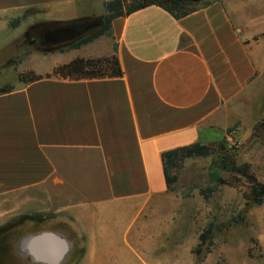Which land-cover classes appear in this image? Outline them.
I'll list each match as a JSON object with an SVG mask.
<instances>
[{
    "label": "crops",
    "instance_id": "obj_1",
    "mask_svg": "<svg viewBox=\"0 0 264 264\" xmlns=\"http://www.w3.org/2000/svg\"><path fill=\"white\" fill-rule=\"evenodd\" d=\"M108 1L0 0V87H12L0 91V201L44 197L36 232L0 241L2 264L118 263L111 252L124 229L136 255L172 262L163 236L181 204L163 153L208 145L261 99L264 0H214L179 20L152 6L79 49L29 41L43 24L104 16L95 8ZM47 10L74 16L43 18ZM115 45L120 78H47L77 58L111 57ZM27 73L42 79L21 82ZM19 214L0 207V226Z\"/></svg>",
    "mask_w": 264,
    "mask_h": 264
},
{
    "label": "rangeland",
    "instance_id": "obj_2",
    "mask_svg": "<svg viewBox=\"0 0 264 264\" xmlns=\"http://www.w3.org/2000/svg\"><path fill=\"white\" fill-rule=\"evenodd\" d=\"M95 10L105 11L99 8ZM41 16L66 20L71 19L74 12L47 10ZM67 47L70 45L59 48ZM9 88L12 87H0V91ZM262 91L261 99L253 104L252 117H243L246 110L241 105L243 113L236 117V122L213 136L208 145L220 149L221 144L225 143L236 148L237 163L249 165L252 173L264 183V129L260 132L254 130L258 122L264 124V88ZM223 153L219 150L218 154L209 158L188 159L179 171L176 189L171 192L178 196L181 204L174 216L175 230L163 236V240L171 245L172 262L154 263L148 254L136 255L125 240L126 235L130 237L133 231L124 229L119 231L118 244L109 246V249L112 247L111 255L118 260L117 264H264V204L246 207L244 194L248 191V183L237 175L217 168ZM211 169L219 173L226 181L225 185L210 183ZM210 189L215 191L211 192ZM203 191L208 198L202 195ZM43 199L41 192L30 191L1 200V208L15 207L21 214L0 226V241L35 233L36 223L43 218L36 213ZM211 224L214 225L213 235L207 243L201 244L199 238ZM209 248L211 253H207ZM193 250H197V253L194 254ZM2 263L3 258L0 257Z\"/></svg>",
    "mask_w": 264,
    "mask_h": 264
},
{
    "label": "trees",
    "instance_id": "obj_3",
    "mask_svg": "<svg viewBox=\"0 0 264 264\" xmlns=\"http://www.w3.org/2000/svg\"><path fill=\"white\" fill-rule=\"evenodd\" d=\"M213 1L214 0H202L199 3H194L190 0H111L104 4L106 11L104 16L96 19H81L76 22L85 24L96 21L99 22V27L80 37L73 42L69 48L79 49L83 45L93 43L103 36L114 38L112 23L115 19L130 16L137 11L152 6L165 9L175 19L179 20L197 12L201 8L209 6ZM114 50L115 54L111 57L95 59L77 58L69 64L56 67L51 74L47 75V78L60 77L70 80L120 78L123 76V70L117 57V45H115ZM39 79H42V76L35 75L34 73L19 75V80L24 83L34 82ZM263 129L264 124L262 122H258L254 126L255 131L260 132V130ZM219 150L224 151V153L218 160L217 168L243 178L249 185L247 193L244 194L246 207H250L251 205H263L264 183L252 173L249 165H239L237 163L236 148L226 146L225 143L221 144L220 149L211 148L207 144L196 143L164 152L162 157L168 191L173 192L176 189V183L180 178L179 171L186 160L209 158L216 153L218 154ZM209 177L211 184H216L217 186L226 184V181L222 179L216 170L211 169ZM210 191L214 192L215 190L210 189ZM202 195L206 198L209 197L206 195L205 191L202 192ZM233 221L236 220L233 219ZM213 231L214 225L211 224L200 236L199 240L201 244L209 241V238L213 235ZM193 253L196 254L197 250H193ZM207 253H211L210 248Z\"/></svg>",
    "mask_w": 264,
    "mask_h": 264
},
{
    "label": "water",
    "instance_id": "obj_4",
    "mask_svg": "<svg viewBox=\"0 0 264 264\" xmlns=\"http://www.w3.org/2000/svg\"><path fill=\"white\" fill-rule=\"evenodd\" d=\"M194 3H199L202 0H190ZM73 24L60 25L55 27V30L49 33L47 36V41L50 46H57L60 44H65L78 39L80 36L87 34L99 27V22H90L85 24V26L80 30L79 27Z\"/></svg>",
    "mask_w": 264,
    "mask_h": 264
},
{
    "label": "flooded vegetation",
    "instance_id": "obj_5",
    "mask_svg": "<svg viewBox=\"0 0 264 264\" xmlns=\"http://www.w3.org/2000/svg\"><path fill=\"white\" fill-rule=\"evenodd\" d=\"M85 24H87V23H85ZM85 24L77 23L76 25L81 30L85 26ZM55 26H56V24H53V23H47V24L41 25L38 30H36L31 36H29V41L33 42L34 45H36L40 48H43V49H53V48L61 47V46L66 45V44H72L73 42H75V40H74L72 42L60 44V45L53 46V47L50 46L48 41H47V36L49 35V33H51L52 31L55 30ZM82 36H84V35H82ZM82 36H80V37H82Z\"/></svg>",
    "mask_w": 264,
    "mask_h": 264
}]
</instances>
